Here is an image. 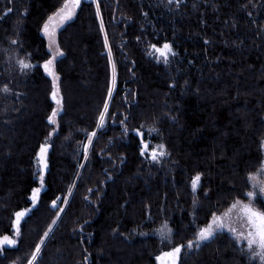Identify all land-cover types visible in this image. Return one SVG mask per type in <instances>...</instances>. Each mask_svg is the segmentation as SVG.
I'll use <instances>...</instances> for the list:
<instances>
[{"label":"trees","instance_id":"1","mask_svg":"<svg viewBox=\"0 0 264 264\" xmlns=\"http://www.w3.org/2000/svg\"><path fill=\"white\" fill-rule=\"evenodd\" d=\"M67 1L0 0V236L17 239L0 264H28L42 238L36 264H157L181 244L180 264H258L226 232L186 245L214 215L248 202V176L264 168V0H98L99 14L84 1L58 34L63 112L52 136L42 30ZM165 42L176 53L167 64L150 54ZM137 128L168 154L141 156ZM43 144L48 170L33 207Z\"/></svg>","mask_w":264,"mask_h":264},{"label":"snow or ice","instance_id":"2","mask_svg":"<svg viewBox=\"0 0 264 264\" xmlns=\"http://www.w3.org/2000/svg\"><path fill=\"white\" fill-rule=\"evenodd\" d=\"M172 0H169L171 3ZM97 3V14H99V2L96 0ZM71 8H69V4L66 3L63 8H61L56 14L53 16H49L48 21L43 25V32L49 38L50 44L49 48L53 47L55 41L53 39L55 32L54 27L59 26L63 22L70 20L74 15V10L81 5V0H70ZM53 21L57 23L54 25ZM101 28H103V23L101 22ZM14 44L18 43L17 41H13ZM105 44L107 45V35L105 34ZM153 50V53L157 55V58L163 60L165 64L169 63V57L175 56L176 53L173 51V46L171 43L165 42L161 47H157L156 44H152L150 46ZM152 54V53H150ZM64 53L59 49L57 45L55 47L54 52L51 55L50 59H47L43 63L44 71L53 78V87L51 92V98L57 105H61L60 109H53L51 115L48 117V120L52 124H56V117L58 112L62 110V96L60 94L59 88V76L56 75L55 72V64L56 59L58 56H62ZM20 65L24 69H30L33 66L25 63L24 61H19ZM115 82V65L113 64V83ZM9 89L5 85L4 91L7 92ZM109 96H111V89L109 90ZM108 114V103L105 102L103 111L99 115V124L98 127H103L105 124V120ZM123 123V121H121ZM125 133L129 131L127 127L124 129ZM131 131L136 132V134L141 138L140 139V155L143 157L150 158L151 161H158L160 157L166 156L168 153L166 151V146L164 144H157L155 147H151L145 141V133L141 131L139 128L132 129ZM158 131L157 129H149L148 135L152 132ZM96 133L93 132L88 138V144L84 147V158L87 159L88 156V148L92 143V137H95ZM261 147H264V141L261 143ZM49 145L43 144L40 146L39 151L37 153V160L40 164L41 168L40 171L37 173L39 179V186L32 188L31 195L29 199L32 202L33 207L40 201L41 198V190L44 187V170L48 168L47 163V152H48ZM83 167V165H81ZM259 176H264V168H261ZM202 174L197 173L191 179V188L195 192L198 186L201 184ZM248 180L252 181V191H248L245 193V199H247L248 203H243V201H237L233 207H238L243 212L244 220L247 223V233L244 232H237V229L229 227V225L225 224V222L220 219L216 218L214 215L213 220L206 226L201 227L195 233V240H189L187 242L188 248H199L203 242L210 241L214 238V236L222 229L228 228V230L235 234V239L237 241H244L247 244V250L249 253V261L259 257L261 264H264V180H258L257 175L250 174L248 176ZM91 191V190H89ZM69 194H71V189L69 190ZM60 197H57L56 200L52 201V207H57V200ZM259 200L260 207H257V201ZM67 203V199L63 201ZM195 203V201H194ZM31 211L30 208H25L20 211L15 212V221H14V228H15V236L19 237L21 235V221L28 215ZM60 211H64L63 208ZM55 223V221L53 222ZM51 231V229H49ZM169 235L171 234V230H168ZM48 236V232L44 233V237ZM167 239L168 237H164ZM17 244V239L9 235L0 236V252L4 251V246H14ZM44 244V239L42 238L39 243L35 245V250L32 253L31 259L28 261V264H36L38 262L41 252H42V245ZM185 245L181 244L175 246L171 249V251L163 252L160 256H157L156 259L160 261V264H178V260L180 258V254L182 249ZM259 249V252L256 249Z\"/></svg>","mask_w":264,"mask_h":264},{"label":"rangeland","instance_id":"3","mask_svg":"<svg viewBox=\"0 0 264 264\" xmlns=\"http://www.w3.org/2000/svg\"><path fill=\"white\" fill-rule=\"evenodd\" d=\"M67 3L69 4V8H71V4H70V0H68L67 1ZM64 7V6H63ZM62 7V8H63ZM59 11V10H58ZM57 11V12H58ZM56 12V13H57ZM56 13H54V14H56ZM53 14V15H54ZM76 14H77V10L75 9L74 10V15L72 16V18L70 19V20H67V21H65V22H63L62 24H59V26H56V27H54V32H55V35H54V37H53V39H54V41H55V44H53V47L52 48H49V44H50V40H49V38L44 34V32H43V30H42V35L45 37V39H46V41H47V44H48V49H49V52L51 53V55H52V53L54 52V50H55V47L58 45V34H59V32L60 31H62L69 23H71L74 19H75V17H76ZM53 15H51V16H53ZM48 21V20H47ZM46 21V22H47ZM57 22L56 21H53V24L55 25ZM59 46V45H58ZM152 55L155 57V58H157V55L156 54H154L153 53V51H152ZM62 56H58L57 57V59H56V62L61 58ZM158 59V58H157ZM12 60L16 63V65L17 64H19L20 65V63H19V58H18V56L17 55H14L13 57H12ZM158 60H160V59H158ZM23 61V60H22ZM24 62L25 63H28V64H30V62L28 61V60H24ZM31 65V64H30ZM55 66H56V64H55ZM20 67H21V65H20ZM55 72H56V67H55ZM47 74V73H46ZM48 75V74H47ZM56 75L58 76V74H57V72H56ZM49 76V75H48ZM51 79H52V81H53V78L51 77V76H49ZM59 81H60V78H59ZM61 94V93H60ZM53 100V99H52ZM54 102V104H55V109H60L61 108V105H57L56 103H55V101H53ZM63 112V99H62V110H60L59 112H58V115H57V117H56V124H53L54 126H55V131L53 132V134H52V136L57 132V127H58V118H59V116L61 115V113ZM51 123V122H50ZM52 124V123H51ZM153 145H154V143H153ZM156 145H154V147H155ZM40 171V170H39ZM257 175V178H258V180H264V176H259L258 174H256ZM253 183V182H252ZM238 201H241V200H238ZM249 202V201H248ZM248 202H243V203H248ZM259 203V200L257 201V204ZM234 204H236V203H234ZM233 204V205H234ZM257 204H256V206H257ZM233 205L230 207V209L226 212V213H223V214H221V215H218V216H215L216 218H220V219H222L224 222H225V224H227V225H229V227H232V228H235V229H237V232H244L245 234L247 233V223H246V221L244 220V217H243V212H242V210L240 209V208H238V207H233ZM258 207V206H257ZM214 218V217H213ZM213 218H212V220H213ZM211 220V221H212ZM220 232H226L228 235H230L231 237H233L234 239H235V234L234 233H232V232H230L229 230H228V228H224V229H222V230H220L218 233H220ZM236 240V239H235ZM236 242L241 246V248L243 249V251H244V254H245V256H246V259H247V261H249V253H248V250H247V244H246V242H244V241H237L236 240ZM202 244H204V242L202 243ZM201 244V245H202ZM194 248V247H193ZM193 248H189L190 249V251L193 249ZM184 249H185V247L182 249V251H181V254H180V258H179V260H178V264H180V262H181V259H182V255H183V251H184ZM256 251L257 252H259V249L257 248L256 249ZM250 262V261H249ZM251 262H257L258 264H261V261H260V259H259V257H257V258H255V259H252L251 260ZM157 264H160V261L159 260H157Z\"/></svg>","mask_w":264,"mask_h":264},{"label":"water","instance_id":"4","mask_svg":"<svg viewBox=\"0 0 264 264\" xmlns=\"http://www.w3.org/2000/svg\"><path fill=\"white\" fill-rule=\"evenodd\" d=\"M84 1H87V0H81V5H82V3H83ZM81 5H80L78 8H76L77 11L80 9ZM48 153H49V150H48V152H47V163H48ZM47 170H48V168H47L46 170H44V173H43L44 175L47 173ZM25 218H26V217H25ZM25 218H24V219H25ZM24 219H23V220H24ZM23 220H22V221H23ZM22 221H21V223H22ZM5 246H8V245H5ZM8 247H12V246H8Z\"/></svg>","mask_w":264,"mask_h":264}]
</instances>
